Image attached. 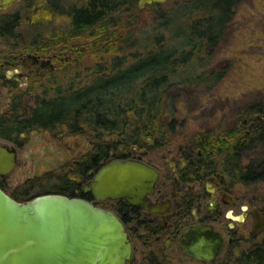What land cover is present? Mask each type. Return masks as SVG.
<instances>
[{
  "label": "flooded vegetation",
  "instance_id": "flooded-vegetation-1",
  "mask_svg": "<svg viewBox=\"0 0 264 264\" xmlns=\"http://www.w3.org/2000/svg\"><path fill=\"white\" fill-rule=\"evenodd\" d=\"M44 2L49 0H0V143L15 149L17 160L33 130L17 133V122L27 119L38 98L49 97V75L65 51L50 52V46L59 43L50 38L47 12L38 11ZM8 20L13 23L11 35L1 31ZM20 29L31 30V37ZM252 113L242 119L236 132L242 135L235 141L244 143L260 130L264 134V104ZM221 133L190 134L183 140L158 133L144 135L140 142L115 133L76 134L89 136L91 150L74 159L65 172L77 185L75 196L121 220L130 245L124 264H253L251 253L257 245L264 246V195L241 193L236 185L247 184L225 174ZM88 159L90 167L85 166ZM114 159L137 160L156 173L138 200L96 198L84 190L98 169ZM10 172L0 175V188L13 197L14 189L28 178L9 191ZM76 175L83 178H71ZM199 241L202 249L196 245Z\"/></svg>",
  "mask_w": 264,
  "mask_h": 264
},
{
  "label": "trees",
  "instance_id": "trees-1",
  "mask_svg": "<svg viewBox=\"0 0 264 264\" xmlns=\"http://www.w3.org/2000/svg\"><path fill=\"white\" fill-rule=\"evenodd\" d=\"M239 1L177 2L173 11L160 16L162 28L168 30V36L174 41L166 42L165 39L170 38L158 32L161 28L155 27L152 39L148 40L152 45L144 44L135 60L121 66L122 60L114 55L109 73L103 74L101 66L97 65L98 70L89 82L75 88L56 89L54 95L38 98L35 108L26 115L27 119L17 122L15 130L19 133L27 127L42 128L55 134L59 127L65 126L60 133L94 137L115 133L140 142L143 135L163 133V126L172 129L171 121L162 122L168 119L167 112L171 117L175 112L169 106L172 96L167 94L172 86L170 76H180L185 87L215 83L224 76L225 66L216 70L209 67L204 58L213 56L232 18L233 7ZM136 4L137 0H49L40 4L38 11L41 14L47 12L49 18L57 16L58 22L64 21L69 36H89L88 33L97 35L106 31L111 24H116V15L135 10ZM1 31L11 35L12 21L3 23ZM32 35L36 37V34ZM60 37V33L54 34L56 43L60 44ZM200 52L205 56H197ZM196 66L201 68L198 73L195 72ZM263 104L254 109H260ZM211 133L208 134L217 136L216 132ZM234 134L230 138L225 132L221 133L223 171L232 181L244 184L264 181L263 132L260 130V135L247 136L244 143L232 142ZM65 165L69 166L67 162ZM91 165L92 161L88 159L85 166ZM76 188L66 173L56 176L54 170H48L18 185L13 197L28 200L44 193L75 196ZM250 257L253 264H264L263 244L257 245Z\"/></svg>",
  "mask_w": 264,
  "mask_h": 264
},
{
  "label": "rangeland",
  "instance_id": "rangeland-1",
  "mask_svg": "<svg viewBox=\"0 0 264 264\" xmlns=\"http://www.w3.org/2000/svg\"><path fill=\"white\" fill-rule=\"evenodd\" d=\"M181 1L165 0L159 5L145 3L139 7L137 0L135 10L116 15V24H111L106 31L97 35L69 36L64 21L58 22L57 16L49 18L50 38L60 33L59 39L63 40L56 46L51 45L50 52L59 51L60 48L65 51L62 59L54 61L47 96L54 95L56 89L75 88L89 82L98 70L97 65L101 66L103 74L109 73L114 55L122 60L121 66L135 60L144 44L152 45L148 40L152 39L155 27L161 28L158 32L168 36V30L162 28L160 16L173 11L176 3ZM27 30L20 29L18 32L31 37V30ZM171 38L165 41H174ZM199 55L205 56L201 52ZM206 60L209 67L216 70L225 66L224 76L215 83L188 87L180 82V76H170L172 86L167 94L172 96L169 106L175 112L173 117L166 113L169 117L162 122L171 121L173 128L163 126V133L183 140L190 134L207 135L212 131L217 135L221 131L229 137L235 133L232 138L234 142L242 135V131L236 134L237 129L241 130L242 119L252 115L253 109L264 103V0H240L234 5L223 38L215 47L213 56L204 58L205 63ZM195 68L196 73L201 69L199 66ZM62 129L66 127H59L55 134L45 129H33L29 133L24 145L19 148L17 163L8 176L10 185L7 184V190L11 191V186L48 170H54L56 176L64 175L68 173L65 172L68 166H63L66 162L72 165L74 159L91 150L88 135H67L60 133ZM236 188L241 193L264 195V181L237 184Z\"/></svg>",
  "mask_w": 264,
  "mask_h": 264
},
{
  "label": "water",
  "instance_id": "water-1",
  "mask_svg": "<svg viewBox=\"0 0 264 264\" xmlns=\"http://www.w3.org/2000/svg\"><path fill=\"white\" fill-rule=\"evenodd\" d=\"M16 160V150L0 143V175L13 170ZM155 176L142 162L114 159L98 169L84 190H91L96 198L135 201L152 186ZM196 245L203 248L201 241ZM129 254L123 224L110 210L59 193L20 201L0 188V264H124Z\"/></svg>",
  "mask_w": 264,
  "mask_h": 264
},
{
  "label": "bare ground",
  "instance_id": "bare-ground-1",
  "mask_svg": "<svg viewBox=\"0 0 264 264\" xmlns=\"http://www.w3.org/2000/svg\"><path fill=\"white\" fill-rule=\"evenodd\" d=\"M260 101V100H259ZM253 107V106H252ZM249 108V107H248ZM238 130V129H237ZM264 164V163H263Z\"/></svg>",
  "mask_w": 264,
  "mask_h": 264
}]
</instances>
